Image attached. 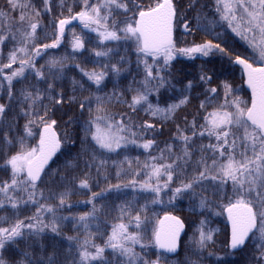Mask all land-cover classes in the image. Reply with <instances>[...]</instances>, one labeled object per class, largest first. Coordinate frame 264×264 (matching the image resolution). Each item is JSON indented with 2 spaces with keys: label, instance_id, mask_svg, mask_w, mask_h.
I'll list each match as a JSON object with an SVG mask.
<instances>
[{
  "label": "snow or ice",
  "instance_id": "snow-or-ice-1",
  "mask_svg": "<svg viewBox=\"0 0 264 264\" xmlns=\"http://www.w3.org/2000/svg\"><path fill=\"white\" fill-rule=\"evenodd\" d=\"M40 2L42 8H37L32 0H7L8 11L0 9V92L7 96L6 103L0 102V126L5 123L14 102L21 105L19 114L28 118L21 135L10 137L4 132L0 136V153L5 158L3 170L10 176L0 180V209L10 206L13 213H17L22 206L35 207L31 216L17 218L8 227H0V264H161L169 254H178L184 221L171 213L153 220L148 214L147 202L136 208L127 202L116 205L118 222L110 225L111 231L103 245L95 243L96 234L91 229L99 230L100 214L113 207L103 203L98 208L95 202L105 201L111 193H116L117 197L127 195L128 189L152 194L153 204L165 190L171 192L169 204L187 196L192 211L216 203L221 214L226 213L231 226L226 248L232 252L250 248L251 255L246 264H264V0H213L210 9L213 19L204 13L206 4L197 7L200 0H189L183 10L179 0H73L71 6L67 0H60V16H64V10L68 16L54 19L51 37L45 32L43 38L38 29L42 30V15L52 12L53 0ZM74 8L79 11L74 12ZM189 10L194 12L191 17L187 14ZM74 20L80 22L82 30L96 34L98 47L91 49L95 57L111 60L113 55L119 56L115 64L102 66L107 71L80 69L90 82L89 88L95 86L96 93L106 86L104 81L108 71L118 77L122 71L118 65H131L129 53H134L137 70L143 67V79L136 80L133 76L125 90L132 93L130 100L125 92L116 91L82 97L77 93L88 89L75 78L70 82L69 92L64 83L67 79L66 56L49 57L37 67L38 58L43 59L48 50L61 45L65 27ZM225 27L243 41V52H237L224 39V33L217 31V28ZM198 32L211 35L213 39L193 40L190 44L184 39ZM48 39L50 43L43 42ZM214 40L220 43H214ZM8 42L13 47L5 57L4 47ZM91 42L73 31V54L77 51L82 54L87 50L86 44ZM111 42L126 46L125 54L119 55V48H107L106 44ZM180 43L187 46L178 48ZM222 44L228 46L222 47ZM176 54L219 56L222 61L226 59L239 66L251 89L250 103L235 96L238 89L227 80L211 87L215 69L202 64L197 79L185 77L187 82L181 81L176 102L166 107L152 104L150 96L154 92L159 96L160 89L166 85L175 90L171 81L176 79L172 70ZM29 76L35 83L29 81L17 95L14 84L28 81ZM204 85L209 87H203L202 92L193 97L194 89ZM200 95L204 99L191 114V121L185 116L184 127L176 125V135L172 139L182 145L179 152L165 141V147L159 149L157 155H151L150 150L157 148L158 142L146 137L149 133L153 136L162 134L163 129L157 130L148 120L137 125L133 120L137 112L143 109L150 120L163 124L174 121L177 111L193 98L199 99ZM115 104H124L129 111L113 112L111 106ZM74 107L78 115L64 120L65 109ZM201 119L203 123H199ZM61 124H74L75 129L70 132L66 128L61 134L58 131ZM11 127L9 123V129ZM204 139L209 143H197ZM129 144H137L148 152V159L141 163L136 157V168L128 157L119 164L113 161L117 167L116 184L91 192L87 173L76 183L74 173L83 158H88L84 159L86 167L95 164L99 172L107 161L99 160L97 164V152L119 155L118 150H126ZM72 148L76 149L74 153ZM197 153L199 158L189 175V166ZM61 157L63 163L58 164ZM53 164H57L55 169ZM124 164H127V170L123 168ZM125 174H131L133 179L120 182V177ZM177 179L180 183L173 188ZM41 184L45 188H41ZM73 187L91 192L88 200L83 202L91 204V210L71 216L58 215L75 206L68 200ZM209 191L214 199L205 194ZM7 221L8 217H0V223ZM66 221L72 222L74 229L83 231V239L79 234L62 235L60 222ZM150 223L151 236L145 242ZM206 225L207 221L201 220L190 238L192 254L196 257H202L205 250L215 244V230ZM61 241L68 243L67 250ZM20 244L24 247L20 248ZM137 246L141 252L136 251ZM153 246L161 250L155 259L149 258L147 251ZM108 249L114 262L105 258ZM17 253L23 258L17 259ZM208 255L215 254L209 252ZM183 264H202V259L186 258ZM217 264H225V261L218 258Z\"/></svg>",
  "mask_w": 264,
  "mask_h": 264
},
{
  "label": "trees",
  "instance_id": "trees-1",
  "mask_svg": "<svg viewBox=\"0 0 264 264\" xmlns=\"http://www.w3.org/2000/svg\"><path fill=\"white\" fill-rule=\"evenodd\" d=\"M32 2L37 6V8H42V4L40 0H32ZM92 2H95V0H92ZM181 9L187 8L189 4V0H179ZM67 3L69 6L72 5L73 0H67ZM60 0H53V10L50 14H44L42 15L41 19V26L42 30L38 29V34L43 38L44 33L47 32L49 37H51V34L53 32V26L52 21L54 19L58 20L60 18H65L68 16V12L64 10V16H60L61 8L59 7ZM206 4L207 7L204 8V13L207 14L209 19H213V14L210 11V9L213 8V0H200V4L197 5V7H200V5ZM0 9H3L4 11H8L7 9V0H0ZM73 11H79V8H74ZM18 12L16 15L18 16ZM188 16L191 17L194 12L192 10L188 11ZM11 15V13H10ZM15 31V29H13ZM73 31L76 32L77 35H84L87 38H89L92 42L86 44V49L82 51V54L80 51H77L76 54H73V49L71 47V41H72V33ZM217 31L224 33V39L229 41L230 44H232L237 52H243V41L240 40L239 37H235L233 33H231L230 29L225 28H217ZM185 40L189 42V44L195 40L196 42H201L202 40H208L213 39L211 35H207L203 32H198L195 36L187 35L184 37ZM44 43H50L51 40H43ZM214 43H220L218 40H214ZM184 44V43H180ZM178 44V45H180ZM177 45V46H178ZM98 41L96 39V35L89 33L87 31L82 30V27L79 25H71L70 27L65 29V37L62 40L61 45L56 49H50L47 52V55L44 56L43 59L38 58L37 67L44 64L45 61L49 57H67L68 59L65 60V75L67 79L65 80V84L69 88V92L71 89V80L75 78L78 81H81L84 83V86L87 91H84L83 93L78 92L77 94L80 96H88L90 93L104 95V94H110L113 91L116 92H125L129 84L133 80V76H135L136 80H142L143 79V67L141 66L139 70H137L135 65V55L134 53H129L131 56L132 64H123L118 65L121 67L122 71L120 75L117 77L110 71H108V75L104 81L105 87L102 88V90L99 93H96L95 86H92L89 88L90 82H88L87 77L83 75V73L80 71L81 68L85 69L86 71H101L105 70L102 66L104 64H115L117 60L119 59L118 55H113L111 60L97 58L92 53L91 49L97 48ZM222 47H227L228 45H221ZM13 47V44L11 42H8L6 46L4 47V55L6 57L8 50H10ZM107 48H119V55H124V47L117 45L115 42L107 43ZM235 55V53H233ZM4 63L7 62L6 59L3 61ZM151 62V61H150ZM202 64H207L208 67H212L215 69V75L213 78V84L210 85L211 87H215L220 81L227 80L230 82L235 89H238L234 93L235 96L240 97L243 100L249 101L250 103V97L251 94L248 91V89L245 86V78L243 76L242 70L239 66H236L234 64H230L226 59L221 60L219 56L216 57H180V58H174L172 61V70L173 74L176 77V79H173L171 81V84L175 86V90L166 85L165 87L160 89L159 96L154 92L152 96H150V101L152 104L159 103L160 107H166L167 104H171L176 102V100L179 99V92L178 90L181 87V81L187 82L185 77L187 79H197L200 66ZM76 65H79L80 67H76ZM13 67H16L14 65ZM29 81L32 83H35L34 80H32V77L29 76L28 81H20L16 82L14 84V92L19 94V90L24 87ZM40 87H43V85H39ZM134 87L137 85H133ZM203 87H209V85H204L202 87H198L194 89L192 96L195 97L198 93L202 92ZM71 94V93H70ZM132 93L125 92V96L127 99H131ZM0 96H3V99L0 100V102H7V96L4 92H0ZM203 95L199 96V99L193 98L191 103H189L186 106H183L181 109H179L176 113L175 120H169L166 123L161 124V122L156 120H150L148 116L145 115V112L143 109H140L137 114L133 117L134 122L139 125L145 120H148L150 123H153L156 125L157 130H159L161 127L163 129L162 134H157L153 136L152 133H149L146 138L148 139H156L158 142V147L151 149L150 153L151 155L155 156L158 154L159 149H162L165 147V141H167L170 144L174 145V151L179 152L180 147L182 146L178 141L173 140L172 138L176 135V125L179 124L182 128L184 127V117L187 116L188 120L191 121L192 119V113H195L197 111V106L200 102V100H203ZM45 103H48L46 100ZM93 107L95 105L93 104ZM20 108L21 105L18 103H13L12 110L8 112L5 123L0 126V136L4 134V132H7L10 137H15L22 134L23 125L25 124L27 117H24L20 115ZM111 110L113 112H128L129 109L124 104H115L111 106ZM211 108H209V111ZM67 112V115L63 117L64 120H67L69 116H75L78 115L77 109L74 107L73 109H65ZM117 119L120 117L117 116ZM9 123L12 124L11 129H9ZM199 123H203V120L201 119ZM68 129L70 132L75 129L74 124L65 125L61 124L60 128L58 129L61 134L65 129ZM190 134V133H189ZM38 138V137H37ZM28 143H34V141H27ZM137 142L140 143L139 137H137ZM197 143H203L207 144L209 141L207 139L204 140H198ZM18 147V145H17ZM71 151L74 153L76 151L75 148H72ZM119 155L116 153L106 154L97 152V161L96 163H99V160H105L107 161V164L100 169L99 172H97V168L95 164L88 168L84 164V159H88L87 157L83 158L80 162L79 169L76 170L74 175L77 176L76 183H79L80 179L85 178V174L87 173V178L89 181V184L91 185V192H99L101 189L106 188L108 184H116L118 182L116 178V172L117 167L113 165V161L117 162L119 164L120 161H123L125 157H128V159L133 161V168H136V162L135 158L139 157V160L141 163L146 161L148 159V152H145L142 148H139L137 144H129L127 146L126 150H118ZM167 155V153L165 154ZM199 158V153H197L192 158V164L189 166L188 174L190 175L192 172V169L194 167V162L196 159ZM4 156L2 153H0V180L9 179L10 176L7 172L3 170V164H4ZM63 163V157L57 162ZM52 167L55 169L57 167V164H53ZM123 168L127 170L128 166L127 164L123 165ZM105 176H107V179H105ZM133 179V176L131 174H125L120 177V182L128 181ZM138 179H143V177H138ZM180 179H183V176L180 177ZM180 179H177L176 182L172 185V187H176L180 183ZM41 188H45V185L41 184ZM127 195H120L117 197L116 193H111L108 195L107 199L105 201L97 200L95 203L97 207L103 203H107L109 205H112L110 211L106 210L105 212H102L100 214L101 220L100 228L99 230L95 227L91 229V232L95 233V243L98 245H103L104 241L107 239V234L111 231L110 225L113 223L118 222L116 220V217L119 215L118 209L115 207L116 205H122L124 203H128L131 207L136 208L140 205L148 203L149 207V216L153 218V220L157 218H162V216L165 213H174L178 216H180L187 225L186 234L181 240V250L180 252L175 256H169L166 260H162V264H183L186 258L190 259H202V264H217V259L222 258L225 261V264H246V261L248 260L249 255H251V249H245L244 252H232L231 250L226 248V238L230 236V229L228 225V221L226 218V213L221 214V209L217 207L216 203H210L207 208L200 209L197 207L195 211H192L190 208V200L187 196L179 197L176 200L172 201V204H169V199L171 197V192L165 190L163 192L155 204L151 203V201L154 199L153 195L147 192L141 193L139 190H132L128 189ZM91 192L88 190H81L77 187H73V192L71 196L68 198L69 203L75 205L70 210L65 209L62 212H59L58 215L63 216H71V215H77L79 213L88 212L91 210V204L85 205L83 202L88 200V198L91 196ZM209 196L210 199H214L211 196V192L205 193ZM47 195V192H46ZM26 199V197H25ZM44 203L45 201H41ZM51 202V201H48ZM80 202V203H77ZM35 212V207L28 206V207H21L17 213H13L10 206L5 207L3 209H0V217H8L7 223H0V227H8L10 224L15 222V219H24L25 217L31 216ZM133 215H135V212H133ZM47 219H51L48 217ZM201 220L207 221V228L214 229L215 233V244L210 246L205 252L203 253L202 257H196L192 254L191 250V244H190V238L193 237V233L195 232L196 228L199 226V222ZM127 222V221H125ZM195 222V223H193ZM60 228L62 231L63 236H75L80 235L81 239H83V231L77 230L73 228L72 222H60ZM130 230H134V228H131ZM152 232V224L150 223L147 226V231L145 233V242H147V239L151 236ZM49 238H51V233H49ZM58 241H60V238H56ZM62 247L67 250L69 245L66 241H61ZM24 245L20 244V248H23ZM137 252H141V248L139 246L136 247ZM149 253V258L155 259L156 254L161 251L159 249H156L155 246L151 247L147 250ZM212 252L215 255L209 256L208 253ZM17 259L23 258L19 253L16 255ZM105 258L114 262V257L111 255V250L108 249L105 252Z\"/></svg>",
  "mask_w": 264,
  "mask_h": 264
},
{
  "label": "water",
  "instance_id": "water-1",
  "mask_svg": "<svg viewBox=\"0 0 264 264\" xmlns=\"http://www.w3.org/2000/svg\"><path fill=\"white\" fill-rule=\"evenodd\" d=\"M245 78V77H244ZM245 86H246V88L248 89V91L250 92V94H251V89L250 88H248V85H247V83H246V78H245ZM171 214H173V215H176V214H174V213H171ZM164 216V215H163ZM162 216V217H163ZM176 216H178V215H176ZM180 217V216H179ZM226 218H227V215H226ZM182 219V218H181ZM183 220V219H182ZM184 221V220H183ZM228 221V220H227ZM184 224H185V228H184V231H182L181 232V235H180V241H179V248H178V253L180 252V250H181V240H182V238L184 237V235L186 234V230H187V225H186V223H185V221H184ZM228 225H229V229L231 230V226H230V223L228 222ZM175 255H177V254H169V256H175ZM162 264V263H161Z\"/></svg>",
  "mask_w": 264,
  "mask_h": 264
},
{
  "label": "flooded vegetation",
  "instance_id": "flooded-vegetation-1",
  "mask_svg": "<svg viewBox=\"0 0 264 264\" xmlns=\"http://www.w3.org/2000/svg\"><path fill=\"white\" fill-rule=\"evenodd\" d=\"M79 25V26H81L82 28H83V26L80 24V22L78 21V20H74V21H72L69 25H67L66 27H65V29L66 28H68V27H70L71 25ZM89 33H92V32H89ZM92 34H94V35H96L95 33H92ZM112 43V42H111ZM185 46H187L186 44H180V45H178L177 47L178 48H180V47H185ZM98 47V46H97ZM200 55L199 54H196L194 57H199ZM182 58V57H188V56H184V55H181V54H176L175 55V58ZM189 58V57H188Z\"/></svg>",
  "mask_w": 264,
  "mask_h": 264
}]
</instances>
